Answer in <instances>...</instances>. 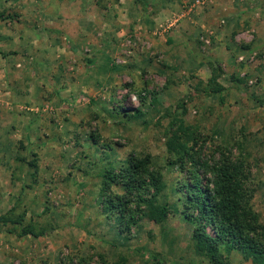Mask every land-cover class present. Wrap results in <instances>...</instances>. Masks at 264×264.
<instances>
[{"label":"rangeland","instance_id":"1","mask_svg":"<svg viewBox=\"0 0 264 264\" xmlns=\"http://www.w3.org/2000/svg\"><path fill=\"white\" fill-rule=\"evenodd\" d=\"M126 1L98 0L95 8L104 11L111 5L116 9ZM180 1L181 9L159 13L170 25L167 28L159 24L161 29L149 33L136 29L135 22L119 23L115 18L117 24L112 27H121L111 30L114 38L101 29L102 45L82 41L71 46L65 35L45 36L36 56L27 55L19 64L5 62L7 72L0 80V138L16 136L2 143L9 156L0 159L7 160L2 163L6 172H0V213L14 207L22 221L0 222V264H106L116 263L119 257L126 264H155L153 255L161 264H213L193 250L192 226L173 208L161 223L140 215L128 237L118 235L114 219L101 209L98 171L108 161L122 160L129 151L149 152L167 185L180 176L168 164L165 152L172 115L181 116L185 124L197 126L201 136H207L202 156L216 157L215 148L229 143L231 156L245 161L249 169L245 186L252 189L253 206L264 221V73L256 71L264 46L254 52L238 44L241 39L252 41L253 29L240 30L237 42L236 33L230 34L235 65L229 72L220 62V46L230 37L214 30L222 24L220 14L213 15L209 27L195 22L194 35L187 39L172 32L185 13L205 9L211 0ZM133 3L136 13L124 12L123 20L159 10V4L144 11L141 0ZM1 4L8 11L0 21L16 18L13 9L18 0H0ZM212 47L216 54L210 52ZM239 49L244 51L238 53ZM199 60L205 62L209 75L210 64L217 62L221 93L196 85L198 79L206 80L195 74ZM238 76L240 80L234 78ZM19 111L27 114L28 126L22 123L25 120L20 125L7 122L10 114ZM92 132L98 135L96 143ZM32 159L36 169L29 164ZM164 192L173 200L169 186ZM26 223L44 233L19 235ZM222 254L225 264H252L237 250L223 248Z\"/></svg>","mask_w":264,"mask_h":264},{"label":"trees","instance_id":"2","mask_svg":"<svg viewBox=\"0 0 264 264\" xmlns=\"http://www.w3.org/2000/svg\"><path fill=\"white\" fill-rule=\"evenodd\" d=\"M216 64H210V75L205 81H196L209 93L223 90L217 81L220 67ZM140 97L144 98L141 93ZM90 136L96 143L98 135L92 132ZM206 140L207 136L202 137L197 126L185 124L181 116L172 115L165 152L168 164L174 165L180 176L167 185L163 172L153 167L149 152L129 151L122 160L108 161L98 171L101 209L105 216L114 219L118 235L128 237L140 215L161 223L173 208L192 226L193 250L211 263H226L224 248L237 250L252 264H264V221L253 206L252 189L245 186L249 169L242 158L231 156L229 143L222 149L215 148L216 157L202 156L201 147ZM28 161L36 169L35 160ZM166 186L173 200L164 192ZM13 211L11 207L0 213V222L19 224L22 215ZM28 233L39 235L44 230L35 231L34 225L26 223L19 235ZM153 259L155 264L162 263L155 255ZM106 264H126V260L119 257L116 263Z\"/></svg>","mask_w":264,"mask_h":264},{"label":"crops","instance_id":"3","mask_svg":"<svg viewBox=\"0 0 264 264\" xmlns=\"http://www.w3.org/2000/svg\"><path fill=\"white\" fill-rule=\"evenodd\" d=\"M34 1L35 3L33 5L30 3V0H20L22 5H19L18 0L17 8L13 9L15 16L17 15L16 18L14 17L11 21L7 20L6 22L2 18L3 21H0V80L7 72L3 71L6 68H4L5 62L13 60L17 61V64H19L18 62H21L22 58L27 55L36 56V53H38L36 47L40 46L41 48L44 46L42 42H45L43 41L45 36H50L51 39H55L65 35L69 38L71 46H76L82 41L89 42L91 46L94 43L102 45L104 42L100 40L101 29L104 30V32L108 31L109 37L114 38L116 37L115 32H111V30H116L118 27H121V25L112 27V24H117L115 18L119 23L126 22L127 24H130L135 22L136 24L134 25H136V29L140 28L143 31H149V33H151L152 30H157V28L161 29V27H158L159 24L163 25L162 29L167 28L165 26H170L167 22L163 21L164 19L161 17L163 15H160L159 13H165L166 11L171 10L172 7L177 10L181 9L180 4L182 3L180 0H177L178 2L174 3H169L167 0H141L140 5H142L144 11L147 7H150L151 4H159V10L155 13H149L147 16L145 15L146 11L141 12L142 14L139 16H130L127 20H123L126 12L137 11L133 0H127L124 4H119L116 9H113L110 7L111 5H109L104 11H100V7H98V9L95 8L98 0ZM121 1L123 2V0ZM211 2L212 4L206 6L205 9L196 8L194 11L192 10L193 12L191 13H185L187 16L181 18L179 23L173 27L174 30L172 32L174 36H180L187 39L191 37L192 34L194 35L196 23L198 25L201 24L204 27L212 26L210 21L212 20L213 15L220 14L222 24H219L214 28L216 34L220 31L224 38L229 39L230 34L236 33L237 37L234 39L237 42V40H239L238 35L240 30L253 29L255 31V37L253 40L246 42L241 39L238 44L241 48H245L244 50L254 52H257L260 47L264 46V0H211ZM29 3L30 5H27ZM90 7L92 8L90 9ZM132 7L135 8L134 11H132ZM86 9L89 10L85 11ZM7 11L8 8L5 7L4 4H1L0 14H6L4 12ZM89 12L91 13L89 16L90 19H87L86 16H88ZM120 12L123 13L121 14ZM182 12L183 11H181L179 16ZM1 17L2 16H0V19ZM182 19H185L186 21ZM42 23L44 24L42 25ZM94 29L97 32H93ZM244 38L246 37L244 36ZM168 40L170 39L168 38L167 41ZM221 43L222 42H220V44ZM45 45L47 46V44ZM234 45L235 42L230 37L229 41L225 39L223 45L220 46L222 49V59H218L223 63L224 69H229V72L234 70L235 65L234 57L231 55L233 52L231 49ZM215 50L216 48L212 47L210 52L215 53ZM244 50L239 49L238 53H242ZM242 63L243 62L240 64ZM196 65L195 74L207 79L209 71L205 66V62L199 60ZM256 71L264 73V57L257 65ZM17 99L20 100V98ZM2 105L3 103L0 102V112L3 109ZM11 113L14 112L12 111ZM26 117L27 114L23 111H19V114H15V116L10 114L9 118H7V122L12 125H20L18 122L25 120L22 123L28 126V119H26ZM8 136L9 139L8 137L5 138L3 135L0 138V159L4 158L3 155L9 156L3 148V141L6 139L11 141L16 135L15 133H12L11 136ZM4 161L7 160L4 159ZM4 161L0 162V172H6L2 165Z\"/></svg>","mask_w":264,"mask_h":264},{"label":"built area","instance_id":"4","mask_svg":"<svg viewBox=\"0 0 264 264\" xmlns=\"http://www.w3.org/2000/svg\"><path fill=\"white\" fill-rule=\"evenodd\" d=\"M201 0H195L196 3H199Z\"/></svg>","mask_w":264,"mask_h":264}]
</instances>
